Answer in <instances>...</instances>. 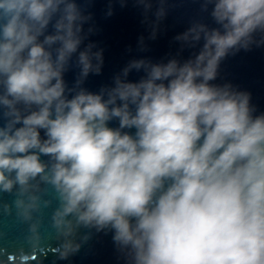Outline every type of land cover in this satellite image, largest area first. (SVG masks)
<instances>
[{
  "label": "clouds",
  "instance_id": "9594fccd",
  "mask_svg": "<svg viewBox=\"0 0 264 264\" xmlns=\"http://www.w3.org/2000/svg\"><path fill=\"white\" fill-rule=\"evenodd\" d=\"M209 5L218 27L197 22L175 37L203 41L191 58L132 60L94 93L80 85L100 74L103 53L81 50L91 17L75 0H0V192L16 197L0 207L28 225L33 249L51 190L61 259L79 251L84 227L113 231L131 264H264V114L250 93L211 83L227 55L264 42V0ZM133 69L145 73L137 82Z\"/></svg>",
  "mask_w": 264,
  "mask_h": 264
},
{
  "label": "water",
  "instance_id": "95a60500",
  "mask_svg": "<svg viewBox=\"0 0 264 264\" xmlns=\"http://www.w3.org/2000/svg\"><path fill=\"white\" fill-rule=\"evenodd\" d=\"M86 16L91 18L84 24L86 39L81 50L89 43L95 45L93 51L102 50L103 64L100 74H89L80 87L99 93L102 88L112 86L114 78L132 60L145 59L152 63H166L170 59L180 62L191 58L199 51L203 41L195 48L182 46L175 37L185 32L193 23H204L218 27L210 15L212 6L203 10L204 0H165V15L157 19L159 0H152L150 10L137 0H75ZM92 29L89 32V29ZM53 31L49 25L48 33ZM43 37H41V40ZM257 41L264 40V34L257 33ZM80 69L76 55L64 73L68 88L76 87ZM145 73L132 70L128 81L137 82ZM211 83L231 84L238 91L251 94L250 104L254 106V115L264 114V42L253 43L247 50L230 53L220 63L217 79ZM4 120L0 117V126ZM110 127L119 126L118 120H112ZM134 133V129L130 130ZM41 137L44 132L41 130ZM47 161L48 157L42 156ZM15 192H0V206L12 205ZM46 198L53 199L52 207L41 213L39 246L33 249L27 240L28 225L15 213H5L0 207V264H131L127 250L121 249L113 241V231H97L95 228L78 229L74 239L80 244L79 251L61 259L59 249L63 238L52 227L50 216L56 206L53 193L49 190ZM86 237V238H85Z\"/></svg>",
  "mask_w": 264,
  "mask_h": 264
}]
</instances>
